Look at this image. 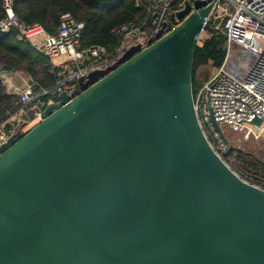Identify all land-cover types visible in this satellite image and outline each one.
Segmentation results:
<instances>
[{
	"label": "water",
	"instance_id": "95a60500",
	"mask_svg": "<svg viewBox=\"0 0 264 264\" xmlns=\"http://www.w3.org/2000/svg\"><path fill=\"white\" fill-rule=\"evenodd\" d=\"M214 4L187 1L179 25L0 145V264H264V189L227 163L241 148L212 147L229 141L210 100L209 137L195 107Z\"/></svg>",
	"mask_w": 264,
	"mask_h": 264
},
{
	"label": "built area",
	"instance_id": "2783aa9c",
	"mask_svg": "<svg viewBox=\"0 0 264 264\" xmlns=\"http://www.w3.org/2000/svg\"><path fill=\"white\" fill-rule=\"evenodd\" d=\"M151 1L155 4L152 27L147 28V22L141 25L132 21L124 23L118 29L123 35L121 45L114 53H109L100 45L85 49L80 47L85 25L77 21L71 13L62 14L57 35H50L39 24L26 25L21 22L14 11L13 0H3L6 15L0 19L1 30L9 31L16 28L19 31V39L30 40L41 48L50 57L54 68L67 76L51 92L52 98L42 102L40 106L36 104L38 97L50 93L49 90L36 94L34 84L29 82L24 89L17 92L21 95L23 106L15 112H8V118L0 122V145L17 133L14 129H6L8 124L14 123V115H20L28 123L26 111L32 105H36L38 108L36 116L40 121L44 108L57 102L62 92L68 91L72 94L78 87L81 88L78 83L79 76L96 69H108L117 62L119 66L122 63L120 62L122 56L128 54L135 46L143 49L179 25L182 19L178 13L185 8L187 1L194 9L196 0H181L179 5L174 4V0ZM204 1L208 4L215 1L207 24L213 19L214 25L219 27L221 18L228 15L223 26L228 55L224 64L201 86L195 97L198 118L209 137L200 114L201 111L209 113L207 101L210 100L214 116L221 127L226 125L232 131L245 135L243 142L232 144H225L222 140L214 142L210 139L216 152L222 155L230 146L238 145L245 152L254 153L258 142L264 138V0H229L233 5L232 11L221 7V0ZM234 46L243 48L256 57L253 67L244 78L237 77L226 68L229 52ZM255 119H260L261 123H254ZM215 135L218 136V133Z\"/></svg>",
	"mask_w": 264,
	"mask_h": 264
},
{
	"label": "trees",
	"instance_id": "16d2710c",
	"mask_svg": "<svg viewBox=\"0 0 264 264\" xmlns=\"http://www.w3.org/2000/svg\"><path fill=\"white\" fill-rule=\"evenodd\" d=\"M180 1L174 0V4L179 5ZM13 7L21 22L26 25L39 24L50 35H57L62 14L71 13L77 21L85 25L80 47L85 49L100 45L105 47L109 53H114L121 45L123 35L118 30L120 26L132 21L137 25L147 22V28H151L155 15V4L151 0H13ZM5 15L3 0H0V19ZM227 18L228 15L221 18L219 27L214 25L213 19L209 20L205 26L193 65L195 97L201 86L226 60L227 38L223 26ZM3 66L10 67V70L2 71ZM201 70L208 71V74L200 79ZM6 72L28 75L29 82L34 84L36 94H41L45 90L50 91L38 97L36 101L38 106L52 98L51 92L67 76V74H62L61 70L54 68L50 57L41 48L30 40L19 39V31L16 28L9 31H2L0 28V122L8 118V112H15L23 106L21 95L8 88L4 77ZM80 90L81 88L78 87L75 91L80 92ZM24 121L26 122L23 119L15 121L12 125L8 124L6 129L23 132ZM237 157L242 161L239 154ZM237 157L235 156L236 159ZM256 157L261 159L257 155ZM247 159L245 163L250 170H256L254 168L256 163L261 166L257 159V161ZM226 161L240 175L228 157ZM240 176L245 179L242 175Z\"/></svg>",
	"mask_w": 264,
	"mask_h": 264
},
{
	"label": "rangeland",
	"instance_id": "374dc122",
	"mask_svg": "<svg viewBox=\"0 0 264 264\" xmlns=\"http://www.w3.org/2000/svg\"><path fill=\"white\" fill-rule=\"evenodd\" d=\"M220 5L223 8H227L228 11L233 10V5L229 0H221ZM202 37H203V34H202ZM200 43H201V39H200ZM140 48H141L140 46H135L129 52H131L133 50L134 51L139 50ZM127 55L128 54H125L124 56H122L120 62L125 60ZM255 60H256V57L253 54H251L249 51H247L243 48H239V47L234 46L229 52V57H228V60L226 63V68L229 72L235 74L237 77L244 78V77H246V75L248 74L250 69L253 67ZM118 63L119 62L111 65V67L108 69L107 68L96 69V70L90 71L84 75L79 76V78H78L79 85L82 87H85V86H87L88 83L95 82L96 80L101 78L103 75H105L109 70L115 68L118 65ZM207 74H208V71L205 72V71L201 70L200 74H199V78L200 79L204 78V76ZM93 78H94V80H93ZM18 85H19V87H21V89H24L26 86V83L24 80L20 79V82H18ZM37 110H38V108L36 107V105H32L29 109H27L28 112L26 111V113H30V115L32 116L31 118L28 119V123L26 125L28 130L30 128H32L33 126H35L39 122V118L36 116ZM222 129H223V132H224L225 136L227 137L229 143H231V144L243 142L245 140L244 134L234 132L231 130V128H229L226 125H222ZM22 130H23V128H22ZM233 146L239 147L238 145H233ZM253 151H254L255 155L259 156L264 161V138L260 139V141L258 142L257 146L255 147V149ZM234 156L235 155L230 157V159L233 160ZM244 156H245V159L249 158L246 155H244Z\"/></svg>",
	"mask_w": 264,
	"mask_h": 264
},
{
	"label": "flooded vegetation",
	"instance_id": "af4514ba",
	"mask_svg": "<svg viewBox=\"0 0 264 264\" xmlns=\"http://www.w3.org/2000/svg\"><path fill=\"white\" fill-rule=\"evenodd\" d=\"M244 151V150H243ZM245 152V151H244ZM244 152H240V151H237V150H234V151H231L229 154H228V160L230 161V163L236 167L237 171L240 173V175H242L246 181H248L249 183L261 188V189H264V164L261 162L263 161L262 159H259L258 157H256V155H247L246 153ZM236 153V154H234ZM248 153V152H247ZM240 155V160H238V157L237 155ZM233 155H235L237 157V159L235 158L234 156V159L231 160L230 157H232ZM248 156L249 158L251 159H257L256 161L261 164V166H259L257 163L256 165H254V168H256V170H250V167L247 166V164L245 163V156ZM248 160V159H246Z\"/></svg>",
	"mask_w": 264,
	"mask_h": 264
},
{
	"label": "crops",
	"instance_id": "0c3cea01",
	"mask_svg": "<svg viewBox=\"0 0 264 264\" xmlns=\"http://www.w3.org/2000/svg\"><path fill=\"white\" fill-rule=\"evenodd\" d=\"M4 77L6 78L5 81L8 84V88L15 91V92H19L21 91V87H19L18 82H20V79L24 80L26 85L29 83L28 81H30L29 76L23 73H18V72H7L4 74ZM28 80V81H27ZM17 81V82H16ZM21 116L20 115H14L13 117V121H20ZM28 119V118H27ZM23 120V119H22ZM25 122V121H24ZM27 123L25 122V124L23 125L22 128H25L24 130H28L26 127Z\"/></svg>",
	"mask_w": 264,
	"mask_h": 264
}]
</instances>
